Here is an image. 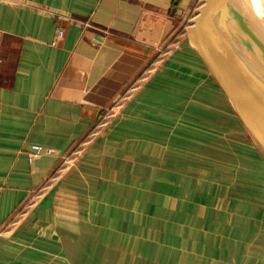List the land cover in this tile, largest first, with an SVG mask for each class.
<instances>
[{
  "label": "crops",
  "instance_id": "obj_1",
  "mask_svg": "<svg viewBox=\"0 0 264 264\" xmlns=\"http://www.w3.org/2000/svg\"><path fill=\"white\" fill-rule=\"evenodd\" d=\"M202 2L0 0V264H158L143 213L189 187L178 157L209 156L231 108L245 131L184 35ZM33 144L54 154L30 162ZM169 213L177 236L202 224Z\"/></svg>",
  "mask_w": 264,
  "mask_h": 264
},
{
  "label": "rangeland",
  "instance_id": "obj_2",
  "mask_svg": "<svg viewBox=\"0 0 264 264\" xmlns=\"http://www.w3.org/2000/svg\"><path fill=\"white\" fill-rule=\"evenodd\" d=\"M233 6L252 29L255 38H260L258 43L264 45V0H233ZM233 26L243 34L236 25ZM184 35L189 39L188 29ZM233 112L231 108L229 120H225V136H211L212 141L206 142L209 156L178 157L181 165L196 171L194 176L179 173L181 182L189 187L179 196L168 198L162 217L156 211L143 213L148 220L147 230L156 234L149 233L148 241L164 244L161 249H155L154 255L148 256L149 260H157L158 264H264V148L253 131L238 127ZM241 133L246 138L244 148L237 146ZM196 149L200 148L197 146ZM167 159L171 160L165 157V164H169ZM192 162L210 170V174H203L205 176L217 175L221 167L220 177L212 180L199 178L197 173L201 171L192 170ZM189 195L202 200L188 202ZM233 201L241 205L247 203L250 207L237 206ZM175 209L181 210V218L187 214L202 224L189 219L180 221L185 235L177 236L181 227L173 213H169ZM25 210L20 213H26ZM194 227L199 234H193ZM160 232L164 237H160ZM108 255L102 261H112L113 256ZM120 257H116V264H120Z\"/></svg>",
  "mask_w": 264,
  "mask_h": 264
},
{
  "label": "water",
  "instance_id": "obj_3",
  "mask_svg": "<svg viewBox=\"0 0 264 264\" xmlns=\"http://www.w3.org/2000/svg\"><path fill=\"white\" fill-rule=\"evenodd\" d=\"M232 2L233 0H203L188 28L189 39L193 48L224 89L245 128L253 131L264 148V136H261V129H264V79H262L264 78V67L258 65L256 61L252 63L256 69V65L259 66V77L256 70L254 72L247 70L249 75L237 63L238 61L242 64V61L237 57V47L232 46L233 38L247 48L246 43H249L247 35L251 34L247 28L251 31L252 29L241 19ZM214 20L216 21L214 23L216 29L213 26ZM221 24L225 25V29L228 25L230 29L228 27L227 30L230 31L221 32L219 29ZM233 25H236L243 34L239 35L238 31L234 32ZM253 37L257 48L261 44L257 45L260 38L255 39L254 33ZM232 47L236 49L233 51ZM261 47L263 52L260 53V56L264 58V45L261 44ZM225 56L228 57L229 61ZM253 58L255 59V56Z\"/></svg>",
  "mask_w": 264,
  "mask_h": 264
},
{
  "label": "bare ground",
  "instance_id": "obj_4",
  "mask_svg": "<svg viewBox=\"0 0 264 264\" xmlns=\"http://www.w3.org/2000/svg\"><path fill=\"white\" fill-rule=\"evenodd\" d=\"M232 4H233V2H232ZM214 23H216V21L214 20L213 21V26H214ZM219 27V26H218ZM228 25H227V29H228ZM214 28H215V26H214ZM216 29V28H215ZM219 29L221 30V32H223V31H225V30H227V29H225V25H223V24H221V27H219ZM229 29H230V27H229ZM232 29H233V31L234 32H236L237 30L235 29V28H233L232 27ZM246 30V29H245ZM227 31H230V30H227ZM247 31L248 32H250L251 34H248L247 35V41L250 43H246V45H247V50H245V47L244 48H242V47H240V43H239V41H237L235 38H233V42H232V46H235V47H237V52H236V54H237V57L239 58V59H241V61H242V64H240L238 61H237V63L239 64V66H240V68L245 72V73H247V74H249L250 75V73L249 72H247V70H251L252 72H254V70H256V72H257V74L259 75V77H260V74H259V66L258 65H261V67L263 66L264 67V58H262L261 56H260V53L261 52H263L262 51V49H261V47L260 46H258L257 48H256V44H253L254 43V41H253V32L249 29V28H247ZM239 32V31H238ZM240 33V32H239ZM239 33H236L237 35L239 34ZM239 35H242V33H240ZM256 39V38H255ZM224 44H225V42L224 41H222ZM259 43L257 42V45H258ZM233 48V51L236 49H234V47H232ZM253 56H255L256 58V60L253 58ZM226 57V59L229 61V59H228V57L227 56H225ZM236 60H237V58H236ZM257 62V64L258 65H256V67H257V69L255 68V66H253V62ZM231 62V61H230ZM232 63V62H231ZM263 70H264V68H263ZM255 74V73H254ZM262 75V74H261ZM262 78V77H261ZM260 78V79H261ZM262 79H264V78H262ZM261 136H264V129H261ZM260 136V137H261ZM262 138V137H261Z\"/></svg>",
  "mask_w": 264,
  "mask_h": 264
},
{
  "label": "built area",
  "instance_id": "obj_5",
  "mask_svg": "<svg viewBox=\"0 0 264 264\" xmlns=\"http://www.w3.org/2000/svg\"><path fill=\"white\" fill-rule=\"evenodd\" d=\"M58 18L66 19L62 15L58 16ZM62 35H63V30L61 28H57V38H61ZM54 44H55V41L52 42V45H54ZM30 149H31V151L29 153V158H28L30 162L33 161V159L36 157L44 156V155L50 156V155L54 154V150L52 148L44 147V146L38 145V144H33ZM80 151H81V148L79 146L76 149H74L69 155H67L64 158L63 162L64 163L65 162L70 163L73 159H75V156L78 155L80 153Z\"/></svg>",
  "mask_w": 264,
  "mask_h": 264
}]
</instances>
